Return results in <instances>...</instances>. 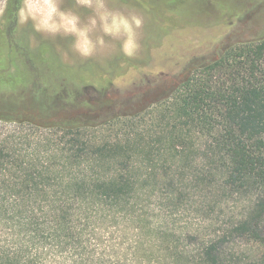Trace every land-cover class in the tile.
<instances>
[{"label": "trees", "instance_id": "obj_1", "mask_svg": "<svg viewBox=\"0 0 264 264\" xmlns=\"http://www.w3.org/2000/svg\"><path fill=\"white\" fill-rule=\"evenodd\" d=\"M122 1L161 36L204 24L194 1ZM20 5L7 0L0 20L9 49ZM71 74L37 73L28 89L0 97V124L13 125L0 129V264H264V36L226 47L146 109L98 123L53 118L61 91L75 97L70 81L84 85ZM117 125L124 132L111 135ZM193 152L228 191H164L169 209L192 195L198 223L177 232L166 211L170 223L157 228L148 200L176 185L175 162ZM242 196L248 204L236 213L229 200ZM213 206L222 223L209 217Z\"/></svg>", "mask_w": 264, "mask_h": 264}, {"label": "rangeland", "instance_id": "obj_2", "mask_svg": "<svg viewBox=\"0 0 264 264\" xmlns=\"http://www.w3.org/2000/svg\"><path fill=\"white\" fill-rule=\"evenodd\" d=\"M192 1L193 4L196 3L194 11L202 19L203 26H188L161 36L151 27L142 12L122 0H101L103 8H99L95 2L92 7L87 8L79 6L77 0H60V7L63 10L79 17L80 27L90 29L89 35L95 49L87 58L75 51L73 36L63 32L56 35L37 33L31 22L21 25L17 19L15 43L19 49L13 44L12 49L5 52V42L0 40V65L4 60L10 64L5 73L11 74L7 77L0 75V97L13 94L12 91L28 89L33 82V76L37 73H43V76L51 73L62 77L65 73L68 74V69L71 68V76L84 85L78 86L76 82L70 81L67 90L75 97L67 99L64 95L69 92L61 91L57 99L60 105L54 108L53 118L64 120L82 118L88 122L98 123L107 118L135 114L146 109L168 97L194 67L218 58L226 47L264 36V0L250 7H244L233 0L188 2L192 4ZM105 12L129 19L135 16L141 20V27L134 28L138 48L133 56L125 55L122 50L126 39L123 33L118 36L104 33L100 15ZM1 17L2 15L0 20ZM93 18L97 21L95 27L90 23ZM0 33L8 36L7 28L1 22ZM10 38L13 39L12 36ZM34 80L36 81V78ZM12 81L18 82L13 90ZM62 97H66L65 102H73L65 104ZM23 101L25 102L22 105H26L25 110L33 114L31 96L26 93ZM2 102L0 99V104ZM12 126L9 123L0 124V129H9ZM106 128H103V131ZM122 130L124 127L117 125L111 129L110 134H121L124 132H121ZM203 142V139H196L197 146ZM195 157L193 152L190 159L177 160L176 185H160L155 190L161 191L157 192V199L148 200V203H151L148 214L155 227L162 228L170 223L166 211H173V227L177 232L184 231L180 228L185 227L190 230L193 226L189 225L191 222L194 225L198 223L194 212L195 206L192 205V195L184 198V207L169 209L168 202L162 200L164 191H193L192 193L228 191L219 188L211 180L215 176L210 173L209 168L203 167L209 164V161L197 160ZM247 198L242 196L230 199L229 203L232 204L229 206L237 205V213L240 208L246 207ZM213 203L209 202L211 205ZM209 209L208 215L214 222L222 223L226 219L217 207Z\"/></svg>", "mask_w": 264, "mask_h": 264}, {"label": "clouds", "instance_id": "obj_3", "mask_svg": "<svg viewBox=\"0 0 264 264\" xmlns=\"http://www.w3.org/2000/svg\"><path fill=\"white\" fill-rule=\"evenodd\" d=\"M96 3L99 8H103L101 0H77L81 7H92ZM7 0H0V15L6 10ZM19 24L31 22L37 33H47L56 35L60 32L74 37L73 47L82 57H90L95 46L90 39V29L80 27L79 17L60 7V0H21V5L17 10ZM100 22L106 35L118 36L123 33L126 37L122 50L125 55L133 56L138 48L134 28L141 27V20L135 16L131 19L122 15L102 13ZM92 27L96 26V19L90 21ZM102 43V41H99Z\"/></svg>", "mask_w": 264, "mask_h": 264}, {"label": "flooded vegetation", "instance_id": "obj_4", "mask_svg": "<svg viewBox=\"0 0 264 264\" xmlns=\"http://www.w3.org/2000/svg\"><path fill=\"white\" fill-rule=\"evenodd\" d=\"M7 39V38H6ZM6 39L4 38H2V36H1V34H0V40H3L5 43H6ZM5 46H6V48L4 49V51L6 52V51H9V48H8V46L5 44ZM15 48H17V49H19V47H15ZM16 49V50H17ZM4 56H5V54H4ZM3 60L5 59V58H2ZM0 66H2V67H0V68H2L3 69V71H6V69L8 68V66H9V64L8 63H6V61L4 60V63H1V65ZM1 69V70H2Z\"/></svg>", "mask_w": 264, "mask_h": 264}]
</instances>
